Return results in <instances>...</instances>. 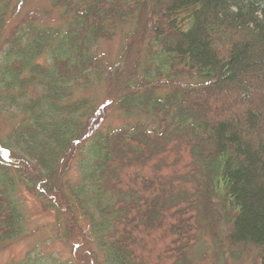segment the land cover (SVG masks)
<instances>
[{
  "label": "trees",
  "instance_id": "16d2710c",
  "mask_svg": "<svg viewBox=\"0 0 264 264\" xmlns=\"http://www.w3.org/2000/svg\"><path fill=\"white\" fill-rule=\"evenodd\" d=\"M32 2L0 0V251L23 190L71 252L33 264H192L202 230L264 264V0Z\"/></svg>",
  "mask_w": 264,
  "mask_h": 264
},
{
  "label": "rangeland",
  "instance_id": "374dc122",
  "mask_svg": "<svg viewBox=\"0 0 264 264\" xmlns=\"http://www.w3.org/2000/svg\"><path fill=\"white\" fill-rule=\"evenodd\" d=\"M50 7L45 0H33L31 8H28L26 12L32 16L42 14L44 11L49 10ZM50 25H62L63 20L58 13L54 12L51 15L43 16ZM128 31L127 27L119 28L110 41H104L98 47V52L103 53L106 56V61L109 63L114 62L121 53L122 43L125 41V33ZM108 125L111 127H123L129 125V127L139 125L142 127V123L147 127H158L153 122H144L142 120H132L129 118H123L117 109H113L106 118ZM75 176L72 175V178ZM20 200L23 204L25 213L28 215V232L25 236L20 237L15 242L8 244L0 251V264H33L37 263L39 259H58L65 262L71 261V252L68 247L55 241L53 238L54 232V217L53 214L45 213L41 207V204L33 196L25 191L20 190ZM212 246V242L208 236L206 230H202L200 236L199 245H197L189 253L192 258V264H212L213 254L208 251ZM251 255L244 257L242 261L236 264H252ZM230 262V261H229ZM233 264V263H229ZM235 264V263H234Z\"/></svg>",
  "mask_w": 264,
  "mask_h": 264
}]
</instances>
